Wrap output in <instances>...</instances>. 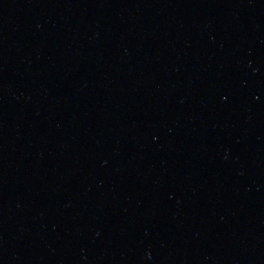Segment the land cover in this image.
I'll return each mask as SVG.
<instances>
[{
  "label": "water",
  "instance_id": "water-1",
  "mask_svg": "<svg viewBox=\"0 0 264 264\" xmlns=\"http://www.w3.org/2000/svg\"><path fill=\"white\" fill-rule=\"evenodd\" d=\"M264 0H0V264H212Z\"/></svg>",
  "mask_w": 264,
  "mask_h": 264
}]
</instances>
